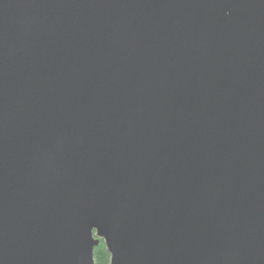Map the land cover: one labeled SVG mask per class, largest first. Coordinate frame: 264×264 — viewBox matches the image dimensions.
Masks as SVG:
<instances>
[{
	"label": "water",
	"instance_id": "water-1",
	"mask_svg": "<svg viewBox=\"0 0 264 264\" xmlns=\"http://www.w3.org/2000/svg\"><path fill=\"white\" fill-rule=\"evenodd\" d=\"M264 264V0H0V264Z\"/></svg>",
	"mask_w": 264,
	"mask_h": 264
},
{
	"label": "trees",
	"instance_id": "trees-1",
	"mask_svg": "<svg viewBox=\"0 0 264 264\" xmlns=\"http://www.w3.org/2000/svg\"><path fill=\"white\" fill-rule=\"evenodd\" d=\"M93 262L95 264H109L110 255L106 250V246L103 240L93 249Z\"/></svg>",
	"mask_w": 264,
	"mask_h": 264
}]
</instances>
